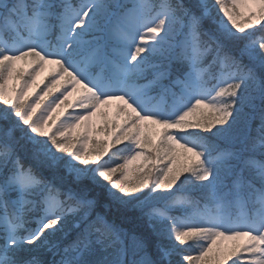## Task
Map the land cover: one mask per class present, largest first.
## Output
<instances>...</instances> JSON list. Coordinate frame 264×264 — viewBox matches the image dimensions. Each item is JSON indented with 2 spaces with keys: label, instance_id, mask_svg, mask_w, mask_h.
I'll list each match as a JSON object with an SVG mask.
<instances>
[{
  "label": "snow or ice",
  "instance_id": "obj_1",
  "mask_svg": "<svg viewBox=\"0 0 264 264\" xmlns=\"http://www.w3.org/2000/svg\"><path fill=\"white\" fill-rule=\"evenodd\" d=\"M0 264H264V0H0Z\"/></svg>",
  "mask_w": 264,
  "mask_h": 264
},
{
  "label": "rangeland",
  "instance_id": "obj_2",
  "mask_svg": "<svg viewBox=\"0 0 264 264\" xmlns=\"http://www.w3.org/2000/svg\"><path fill=\"white\" fill-rule=\"evenodd\" d=\"M40 79H43V76H42ZM45 82H46V81H45ZM41 87H43V85H41Z\"/></svg>",
  "mask_w": 264,
  "mask_h": 264
},
{
  "label": "trees",
  "instance_id": "obj_3",
  "mask_svg": "<svg viewBox=\"0 0 264 264\" xmlns=\"http://www.w3.org/2000/svg\"><path fill=\"white\" fill-rule=\"evenodd\" d=\"M74 2H76V0H74Z\"/></svg>",
  "mask_w": 264,
  "mask_h": 264
}]
</instances>
